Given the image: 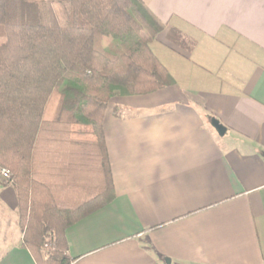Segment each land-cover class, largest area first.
Instances as JSON below:
<instances>
[{"label":"crops","instance_id":"0c3cea01","mask_svg":"<svg viewBox=\"0 0 264 264\" xmlns=\"http://www.w3.org/2000/svg\"><path fill=\"white\" fill-rule=\"evenodd\" d=\"M141 1L175 85L108 106L115 197L65 231L72 264H264V0ZM21 240L0 184V264H36Z\"/></svg>","mask_w":264,"mask_h":264},{"label":"trees","instance_id":"16d2710c","mask_svg":"<svg viewBox=\"0 0 264 264\" xmlns=\"http://www.w3.org/2000/svg\"><path fill=\"white\" fill-rule=\"evenodd\" d=\"M163 29L141 0H0V167L36 264H72L65 231L113 201L105 112L175 85Z\"/></svg>","mask_w":264,"mask_h":264},{"label":"built area","instance_id":"2783aa9c","mask_svg":"<svg viewBox=\"0 0 264 264\" xmlns=\"http://www.w3.org/2000/svg\"><path fill=\"white\" fill-rule=\"evenodd\" d=\"M0 184L12 186L11 172L3 167H0Z\"/></svg>","mask_w":264,"mask_h":264},{"label":"water","instance_id":"95a60500","mask_svg":"<svg viewBox=\"0 0 264 264\" xmlns=\"http://www.w3.org/2000/svg\"><path fill=\"white\" fill-rule=\"evenodd\" d=\"M210 125L215 129L220 137L224 136L225 129L222 127L219 121H217L216 119H210ZM262 156L264 158V153H262Z\"/></svg>","mask_w":264,"mask_h":264},{"label":"rangeland","instance_id":"374dc122","mask_svg":"<svg viewBox=\"0 0 264 264\" xmlns=\"http://www.w3.org/2000/svg\"><path fill=\"white\" fill-rule=\"evenodd\" d=\"M4 41L0 39V44L3 43ZM112 104V103H111Z\"/></svg>","mask_w":264,"mask_h":264}]
</instances>
